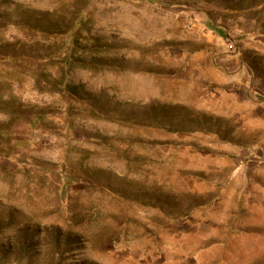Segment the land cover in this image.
<instances>
[{
	"label": "rangeland",
	"instance_id": "obj_1",
	"mask_svg": "<svg viewBox=\"0 0 264 264\" xmlns=\"http://www.w3.org/2000/svg\"><path fill=\"white\" fill-rule=\"evenodd\" d=\"M254 206L264 0H0V264H238Z\"/></svg>",
	"mask_w": 264,
	"mask_h": 264
},
{
	"label": "crops",
	"instance_id": "obj_2",
	"mask_svg": "<svg viewBox=\"0 0 264 264\" xmlns=\"http://www.w3.org/2000/svg\"><path fill=\"white\" fill-rule=\"evenodd\" d=\"M255 207V218H251L245 222L247 230L241 233L242 242L239 247V260L238 264H264V219H259L258 209L264 210V207ZM251 208V206H249ZM255 234V235H254ZM260 235V236H258ZM248 245L250 250H245ZM237 251L233 249V252ZM249 261V263H248Z\"/></svg>",
	"mask_w": 264,
	"mask_h": 264
}]
</instances>
